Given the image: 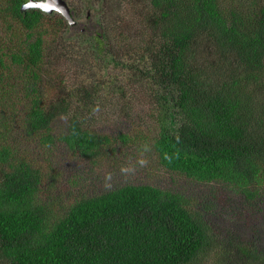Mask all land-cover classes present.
Returning <instances> with one entry per match:
<instances>
[{"label":"trees","instance_id":"trees-1","mask_svg":"<svg viewBox=\"0 0 264 264\" xmlns=\"http://www.w3.org/2000/svg\"><path fill=\"white\" fill-rule=\"evenodd\" d=\"M135 1V37L127 26L111 36L94 11L78 33L92 38L91 65L111 62L146 80L156 119L148 137L92 126L99 93L122 92L116 81L67 83L49 68L64 17L0 0V264H207L211 253L214 264H264V246L220 240L190 197L153 184L55 207L39 164L11 142L35 137L98 162L141 140L164 168L264 203V0Z\"/></svg>","mask_w":264,"mask_h":264},{"label":"rangeland","instance_id":"rangeland-1","mask_svg":"<svg viewBox=\"0 0 264 264\" xmlns=\"http://www.w3.org/2000/svg\"><path fill=\"white\" fill-rule=\"evenodd\" d=\"M76 14L78 27L65 28L61 39L49 51L50 69L66 80L67 83H93L97 79H112L121 87V91L108 94L103 89L98 97L92 114L91 123L95 130L118 131L122 126L129 132L148 137L156 130V119L151 116V104L145 103L147 92L151 89L136 70L114 67L109 62L98 68L85 58L92 50V38L78 33L79 27L90 26L87 12L94 11L97 17H106L108 32L114 33L127 26L126 33L137 35L138 11L141 8L136 1L125 0H66ZM95 20L94 17L91 18ZM89 19V20H91ZM2 40L7 34L0 29ZM110 36V37H111ZM116 43L115 40L111 41ZM110 39L105 49H110ZM79 50V53H76ZM75 53L71 55V53ZM53 97V94H49ZM153 107V106H152ZM93 112V110H92ZM91 115V114H90ZM152 119V120H151ZM65 124L61 117L57 125ZM18 145V154L27 155L44 173L42 193L53 201L55 207L67 206L78 194H95L123 183H149L160 188L174 190L191 198L211 224V230L224 242L235 241L255 243L264 246V203L258 199L238 194L219 183L196 182L182 174L170 171L157 161L149 144L141 140H128V145L114 154L98 161H84L64 150L62 145L51 143L44 145L38 138L26 140ZM10 142V143H11ZM120 151H124L123 153ZM217 193L215 199L213 195ZM197 201L201 203L200 208ZM58 209V208H56ZM235 251V250H232ZM202 262L200 261V264ZM214 264L213 253L206 261Z\"/></svg>","mask_w":264,"mask_h":264},{"label":"water","instance_id":"water-1","mask_svg":"<svg viewBox=\"0 0 264 264\" xmlns=\"http://www.w3.org/2000/svg\"><path fill=\"white\" fill-rule=\"evenodd\" d=\"M37 8L44 13L56 11L60 13L70 24H74L75 20L70 14L69 6L65 0H27L21 5V9Z\"/></svg>","mask_w":264,"mask_h":264},{"label":"flooded vegetation","instance_id":"flooded-vegetation-1","mask_svg":"<svg viewBox=\"0 0 264 264\" xmlns=\"http://www.w3.org/2000/svg\"><path fill=\"white\" fill-rule=\"evenodd\" d=\"M27 1V0H26ZM66 1V0H65ZM67 2V1H66ZM67 5L69 6V9H70V14H71V16H72V18L75 20V23L74 24H70V23H68V21H67V23H68V28H73V27H75V26H77L78 27V24H76L77 23V19H76V14H74V12H73V10H72V8H71V6L67 3ZM42 11V10H41ZM44 13V12H43ZM51 13H56V14H60V13H58V12H56V11H53V12H51ZM51 13H47V14H51ZM89 12H87V14H88ZM61 15V14H60ZM62 16V15H61ZM63 17V16H62ZM85 27H90L89 25H85V26H83V27H79V29H85Z\"/></svg>","mask_w":264,"mask_h":264}]
</instances>
